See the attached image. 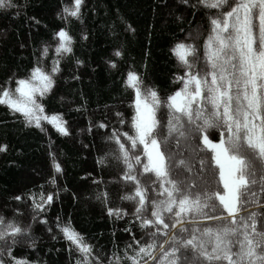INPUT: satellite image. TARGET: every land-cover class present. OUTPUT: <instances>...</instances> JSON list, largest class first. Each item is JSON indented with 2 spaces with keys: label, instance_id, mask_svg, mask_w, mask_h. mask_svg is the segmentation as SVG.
<instances>
[{
  "label": "snow or ice",
  "instance_id": "snow-or-ice-1",
  "mask_svg": "<svg viewBox=\"0 0 264 264\" xmlns=\"http://www.w3.org/2000/svg\"><path fill=\"white\" fill-rule=\"evenodd\" d=\"M183 2L189 4L190 0ZM83 5L84 0H72L71 6H62L65 24L54 32L58 38L55 52L61 57L72 52L68 18L79 20ZM14 6L13 0H0V9ZM191 6L209 12L207 35L196 37L203 40V55L191 35L173 43L170 52L183 72L174 75L179 86L163 98L158 89L144 85L137 71L129 70L124 86L134 93L132 114L127 120L119 112L116 116L120 125L128 124L131 134L114 129L107 137L117 146L112 155L122 164V179L132 184L131 191L120 199L133 203L132 216L141 229H152L146 232L148 241L125 245L131 255L125 251L122 256H107L88 243L70 220L58 216L55 227L69 242V250L78 253L75 264H140L145 255L152 264H182V250L191 251L192 264H264V214L247 210L264 193V0H196ZM128 28L131 30L130 24ZM86 36L82 33V38ZM47 52L43 47L40 55ZM114 55L121 52L117 49ZM108 63L115 67L114 60ZM58 71V60L49 70L37 60L27 74L9 76L0 84V105L19 113L25 126L43 131L46 121L60 134H68L63 115L49 114L41 102ZM161 109L167 110L163 124L158 118ZM6 150L7 145L0 143V152ZM177 150L180 159H176ZM185 152L200 157L195 172L183 157ZM49 157L55 172L62 173L55 154L50 151ZM104 160L101 157L99 162ZM179 169L190 175L181 177ZM145 174H154L155 179L145 183ZM46 183L57 190L41 191L39 199L31 190L13 198H29L45 225L49 223L47 208L59 193L55 175ZM97 199L105 204L109 216L119 219L127 215L119 207L108 206L107 191L98 192ZM201 221L208 223L202 226ZM29 232L28 226L0 216V264H36L13 255V248ZM161 234L166 239L157 244ZM29 244L35 247L31 240ZM187 260L184 256L183 261Z\"/></svg>",
  "mask_w": 264,
  "mask_h": 264
},
{
  "label": "trees",
  "instance_id": "trees-1",
  "mask_svg": "<svg viewBox=\"0 0 264 264\" xmlns=\"http://www.w3.org/2000/svg\"><path fill=\"white\" fill-rule=\"evenodd\" d=\"M13 3V8L0 9V84L9 76L27 74L37 60L46 70L58 60L55 83L41 102L49 114L61 113L68 128V134L62 135L46 121L43 131L25 126L19 113L0 105V143L7 145V150L0 152V216L30 229L13 248V255L36 264H75L78 253L69 250V242L56 229L54 221L58 216L70 220L98 252L122 256L128 251L131 255L125 245L147 243L146 232L152 229H141L132 216L133 203L120 199L131 191L132 184L122 179V164L112 155L117 146L107 139L114 129L131 134L128 124L120 125L116 116L119 112L127 120L132 114L130 101L134 93L124 86V77L129 70H135L145 86L158 89L160 96L166 97L179 86L174 75L183 72L170 48L175 41L191 35L202 56L203 40L196 37L207 35L209 12L202 6L193 8L196 0L189 4L183 0H84L82 17L68 18L72 52L61 57L55 52L58 38L54 32L64 26L61 9L71 6L72 0ZM82 33L87 34L86 38H82ZM43 47L48 52L41 56ZM117 49L120 56L114 55ZM76 60L82 63L78 65ZM109 60L115 61V67L109 65ZM158 118L166 123L167 110L161 109ZM160 132H164L163 127ZM50 151L61 163L62 173L51 167ZM101 157L105 158L104 163L99 162ZM183 157L194 172L199 169V156L185 152ZM180 158L177 150L176 159ZM178 172L181 177L190 175L183 169ZM51 175L57 177L59 193L56 202L47 208L49 223L45 225L31 208L29 198H13L29 190L37 193V199L41 191H56L55 185L46 183ZM142 179L150 183L155 176L145 174ZM103 191L109 193L108 206L123 209L126 216H109L105 204L97 199V193ZM255 191H259V185ZM247 210L264 214V193ZM207 223L201 221L202 226ZM163 239L166 238L161 234L156 238L157 244ZM29 240L35 247L30 246ZM184 256L187 261H183ZM181 259L182 264H192L191 251L182 250ZM144 261L152 264L146 255L140 264Z\"/></svg>",
  "mask_w": 264,
  "mask_h": 264
}]
</instances>
